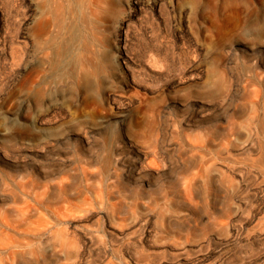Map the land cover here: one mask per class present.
Wrapping results in <instances>:
<instances>
[{"label": "clouds", "instance_id": "1", "mask_svg": "<svg viewBox=\"0 0 264 264\" xmlns=\"http://www.w3.org/2000/svg\"><path fill=\"white\" fill-rule=\"evenodd\" d=\"M0 264H264V0H0Z\"/></svg>", "mask_w": 264, "mask_h": 264}]
</instances>
